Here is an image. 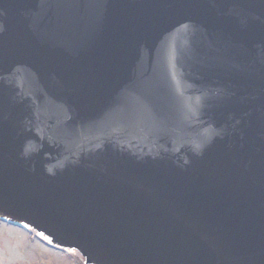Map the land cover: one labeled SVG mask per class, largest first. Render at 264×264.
Segmentation results:
<instances>
[{
    "label": "water",
    "instance_id": "95a60500",
    "mask_svg": "<svg viewBox=\"0 0 264 264\" xmlns=\"http://www.w3.org/2000/svg\"><path fill=\"white\" fill-rule=\"evenodd\" d=\"M0 218L88 264H264V0H0Z\"/></svg>",
    "mask_w": 264,
    "mask_h": 264
},
{
    "label": "rangeland",
    "instance_id": "374dc122",
    "mask_svg": "<svg viewBox=\"0 0 264 264\" xmlns=\"http://www.w3.org/2000/svg\"><path fill=\"white\" fill-rule=\"evenodd\" d=\"M30 236L17 228L1 225L0 264H82L77 255L51 251L36 239L29 240Z\"/></svg>",
    "mask_w": 264,
    "mask_h": 264
},
{
    "label": "flooded vegetation",
    "instance_id": "af4514ba",
    "mask_svg": "<svg viewBox=\"0 0 264 264\" xmlns=\"http://www.w3.org/2000/svg\"><path fill=\"white\" fill-rule=\"evenodd\" d=\"M1 225H5V224L0 222V226H1ZM5 226H8V227L13 228V229L16 228V227H13V226H11V225H5ZM53 262H54V261H53ZM56 264H58V263H56Z\"/></svg>",
    "mask_w": 264,
    "mask_h": 264
},
{
    "label": "bare ground",
    "instance_id": "6f19581e",
    "mask_svg": "<svg viewBox=\"0 0 264 264\" xmlns=\"http://www.w3.org/2000/svg\"><path fill=\"white\" fill-rule=\"evenodd\" d=\"M19 225H21V224H19ZM21 226H23L24 228H27L26 226H24V225H21ZM69 254H73L72 252H68Z\"/></svg>",
    "mask_w": 264,
    "mask_h": 264
}]
</instances>
